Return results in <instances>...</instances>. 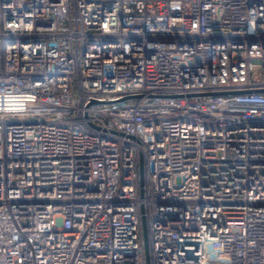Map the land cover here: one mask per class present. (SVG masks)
<instances>
[{"label":"built area","instance_id":"built-area-1","mask_svg":"<svg viewBox=\"0 0 264 264\" xmlns=\"http://www.w3.org/2000/svg\"><path fill=\"white\" fill-rule=\"evenodd\" d=\"M0 264H264V0H0Z\"/></svg>","mask_w":264,"mask_h":264}]
</instances>
